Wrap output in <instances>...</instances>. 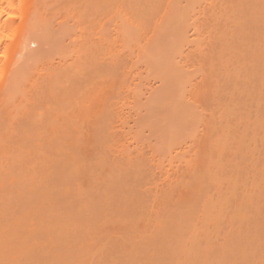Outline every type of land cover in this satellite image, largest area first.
I'll list each match as a JSON object with an SVG mask.
<instances>
[{
    "label": "bare ground",
    "instance_id": "bare-ground-1",
    "mask_svg": "<svg viewBox=\"0 0 264 264\" xmlns=\"http://www.w3.org/2000/svg\"><path fill=\"white\" fill-rule=\"evenodd\" d=\"M52 1L0 0V131L9 129L4 123L11 121L13 97L25 87V65L45 57L29 54L28 44L81 36L77 25L66 23V28L63 22L50 32V21L67 18L70 8L59 7L64 14L52 20L46 15ZM124 1L125 19L114 24L124 51L109 59L110 50L106 54L104 48L110 42H100L96 52L109 61L102 58L101 68L87 70L80 87L59 92L52 88H57L54 80L95 52L92 43H83L89 32L81 36L84 45L71 48L76 62L68 57L69 49L56 47L63 62L54 69L51 65L49 74L44 66L50 77L46 81L56 85L44 90L55 105L46 99V105L34 104L33 109L35 129L43 135L0 134V264H172L176 258L174 264H264V0ZM112 2L98 0L95 12L109 9ZM80 13L79 19L77 12L71 16L80 20ZM106 28L96 31L105 34ZM190 32L198 38L196 55L190 53L188 59L189 52L185 54L191 71L177 65L183 58L176 61L192 42ZM12 55L19 58L13 61ZM127 56L144 65L149 77L167 81L172 98L164 101L161 94L142 91L147 75L138 73L136 80L142 81L132 88L129 80L135 77L129 74L135 64ZM42 83H36L38 90ZM37 88L35 99L43 92ZM144 92L152 96L150 101ZM25 99L21 105L30 101ZM129 99L134 106H128ZM126 104L139 112L137 119L145 112L137 127L154 133L157 146L152 149L159 146V162L122 143L125 134L119 129L126 124L121 117ZM172 110L177 120L165 118ZM15 114L12 120L18 121ZM22 120L19 134L28 130Z\"/></svg>",
    "mask_w": 264,
    "mask_h": 264
},
{
    "label": "rangeland",
    "instance_id": "rangeland-1",
    "mask_svg": "<svg viewBox=\"0 0 264 264\" xmlns=\"http://www.w3.org/2000/svg\"><path fill=\"white\" fill-rule=\"evenodd\" d=\"M69 1V2H68ZM70 1L71 0H60V3H58V5H57V2H59V1H57V0H53L50 4H49V7H48V13L46 14L47 16L49 15L50 16V18L53 20V18H54V20H56L57 18H58V16L61 14V13H63L62 11L63 10H60V8L61 7H63V9H67L68 7L67 6H69L70 8H68L67 10H65L66 12H65V15H66V17L67 18H65V16H64V18L63 19H61V18H58V19H60V20H56V21H50V32H54L55 33V31H57V30H55L56 28H57V23L58 22H63V23H65L64 25H65V27H66V23H68V25H71L70 26V28L71 27H74V25H77L75 28H78V31H80L79 33H81V36L82 35H85V37H88V35H89V37L91 36L90 34H92V36H93V38H92V40H91V38H87L89 41H87V39L86 40H83V39H81V36H79V35H77L78 34V31H76V36H79V37H75V36H69L70 38H71V40H73L74 38L73 37H75V39L73 40L74 41V43H73V41H70V39H68L67 38V36H66V39L64 38L63 40L60 38V41H61V43L60 42H58V41H56V37H55V39H54V37H52L51 38V40L53 41V43L51 42V41H48V43L45 45V44H42V43H29L28 45H29V47L27 48V52H28V50H29V54H35V55H39V54H37V53H42L43 54V56H45V57H41V58H44V60L42 59V60H40V62H38V63H34V64H30L29 63V65H25V69H26V71H25V69H24V71L27 73V74H23L24 75V80L22 79V85L25 83V84H27V85H25L24 84V88L23 89H21L20 88V90H21V92H20V96L18 97L17 96V94H15L16 96H17V98H18V100L17 99H14V97H16L15 95H14V97H13V100H12V103H11V106H10V110H11V113L13 112V111H15V112H17V118H18V121H17V119L16 120H12V117H14L13 116V114L15 113H9L10 114V116H8V118H10L9 120H11V121H15L14 122V126H10L9 124H8V122L9 123H11V121H6V123H4V125L6 124V126H8L9 127V129H6V127L4 128V130L3 131H0V134H2V132L5 134H8V135H11L12 134V137H14V134L16 133V134H18V135H16L15 134V137L16 136H19V135H22L23 133H25V134H27L26 136H28V134L31 136V134H32V132L31 131H33V133L34 134H38V135H43V133L41 132V131H39L38 130V133H37V129H35V124H36V120H37V118H36V115H35V113H34V108L36 107V106H38V105H40L41 103H42V105L44 104V105H46V99H48L47 101H49V102H51V103H47V104H54L55 103V101L53 100H51V98H52V96L49 94L48 95V92L49 91H47V90H49V88H51L52 87V85H53V82L51 83H49V82H47L46 80L48 79V78H50L47 74H49V73H51V68H52V66H53V69H54V67L56 68V66L58 65V63H59V61H61V62H63L62 60H64L63 58L64 57H58V52H57V54L55 53L56 51H58V49L60 48V47H63L66 51L69 49V53H68V57H70V56H72L73 58H74V55H75V53L74 54H72L71 53V51H72V49L71 48H73V50H75L76 48H74L73 47V45L75 46V44H78V43H80V44H83V43H87V42H89V43H87V46H89L88 44H91L92 43V45L94 46H92L93 48V50L91 49V47L88 49V50H92V52H95L94 54H95V56L97 55L98 56V54L100 55L101 54V52H96V51H98L99 50V44H100V42H102V43H104V44H106L107 46L109 45L108 43L110 42V45L108 46V48H104V51H105V53L107 54L108 52H109V54H107L106 56H107V58L109 57V55H110V57H109V59L111 58V56L112 55H116V53H122L124 50H122V52L120 51V44H122V41H121V43H120V41H119V39L116 37V35H119L118 34V32L119 31H117V29L116 28H118V27H116L114 24H115V22L116 23H119L121 20H124L125 19V16H126V14H127V12L126 11H128V5H127V1L125 2L124 0H122L121 2H123V5L122 4H120L121 2H119L120 0H118V2L116 3V1L117 0H113V2H112V7H110L109 9H107V10H104L103 8H101L100 9V13H97V12H95L96 11V9L97 8H99V6H97L96 7V5H98V0H72L71 2L72 3H70ZM75 1V2H74ZM78 1V3H76ZM83 2V4L86 2V3H88V1H90V7L89 6H86V3L83 5L82 4V2ZM63 2V3H62ZM67 2V3H66ZM115 3V4H114ZM124 3H125V5H124ZM149 2H147V4H148ZM51 4H53V5H51ZM65 4V5H64ZM68 4V5H67ZM73 4H75L74 6H73ZM80 4H81V6L83 5V7H81L80 6ZM130 4V3H129ZM57 5V6H56ZM72 5V6H71ZM80 6V7H76V6ZM87 5H89V4H87ZM149 5V4H148ZM65 6V7H64ZM55 7V8H54ZM57 7V8H56ZM60 7V8H59ZM67 7V8H66ZM72 7H74V8H76V10L75 9H73ZM93 7H95V8H93ZM59 8V9H58ZM75 11V12H77V15L75 14V12L73 13V14H75L74 15V17L76 18V16H77V18L79 17L78 15H79V13H80V10H81V13H80V15L81 14H83L82 16H85V17H80L81 19L82 18H84V21H83V19L81 20H78V19H74V17H72L73 16V14H72V12H73V10ZM78 8V9H77ZM80 8V9H79ZM90 8V9H89ZM59 10V13H57L56 14V10ZM123 10V11H121V12H119V10ZM72 12H71V11ZM79 10V11H78ZM86 10V11H85ZM99 10V9H98ZM101 10H103L102 12H101ZM70 11V12H69ZM106 11H107V13L109 14L108 16L110 17L111 15H110V12H111V14H112V16H111V18H112V21L110 20L111 18H109L108 16H107V13H106ZM112 11H114V12H112ZM118 11L119 13H121V14H119V13H116V12ZM99 12V11H98ZM124 12V13H123ZM64 14V13H63ZM71 14H72V16H71ZM118 14V15H117ZM123 14V15H122ZM51 15H52V17H51ZM97 15V16H96ZM104 15H106L107 16V18H106V16L104 17ZM199 15V16H198ZM48 16V17H49ZM57 16V18H55ZM61 17H62V14L60 15ZM100 17V19L99 18H97V17ZM197 16L199 17V20L201 19L200 18V16L202 17V15H200V13H198L197 14ZM75 20H73L72 18ZM119 17V18H118ZM69 18H71L73 21H71V19L69 20ZM102 18H104V19H102ZM109 18V19H108ZM124 18V19H123ZM67 19V20H66ZM87 19V20H86ZM202 19H203V17H202ZM201 19V20H202ZM63 20H65V22L63 21ZM69 20V22H67ZM89 20V21H88ZM90 20L92 21V24H96V25H94L96 28H97V30L100 28V29H102L103 31H104V28L105 27H107L106 29H107V31L105 30V34H107V37L105 36V34L103 35V34H99V32H97L96 31V28H94V26H92V24H91V26L90 25H88L89 27L88 28H86L85 29V25L84 24H87V23H89L90 22ZM88 21V22H87ZM102 21V22H101ZM51 22H55L54 23V25L53 26H51L53 23H51ZM76 22V23H75ZM81 22H84V24H83V26H84V29L86 30H84L83 29V27H82V23ZM104 22V23H103ZM91 23V22H90ZM101 23V24H100ZM102 23H103V25H102ZM121 23V22H120ZM98 25H101V26H98ZM105 25V26H104ZM114 25V26H113ZM79 26V27H78ZM87 26V25H86ZM104 26V28H102ZM117 26H119V24H117ZM54 28L53 30H55V31H53L52 30V28ZM68 27V26H67ZM66 27V28H67ZM82 27V28H81ZM91 27V28H90ZM92 27L94 28V29H92ZM116 27V28H115ZM69 28V27H68ZM79 28H81V30L79 29ZM88 29H92V30H88ZM99 29V30H100ZM81 31H85V34L83 33L82 34V32ZM90 31H92L93 33H95L94 35H93V33H90ZM87 32H89V33H87ZM102 32V31H101ZM108 32V33H107ZM88 35H87V34ZM123 34V33H122ZM192 34V35H191ZM111 38H109V37ZM115 36V37H114ZM151 35H148L147 36V38H149ZM192 36V37H191ZM83 37V36H82ZM100 37V40H98V38ZM104 37V39H105V41L104 40H102L101 41V39ZM190 37V38H189ZM195 37V35H194V33H192V32H190L189 33V35H188V40L190 39L191 40V38H193L191 41L192 42H190V40H189V42L190 43H192V48L190 47L189 48V44H188V46H186V47H188V48H186V47H184L185 49H182V54H180V56L178 57V58H176V61L178 62V60H181V58H183L182 59V61H179V63H177V65L178 66H180V67H183V69H185L186 68V70L188 69L189 71H191L194 67H192L191 66V63L190 64H188L191 60H189L188 61V59H190L189 58V56L190 55H192V54H194L195 53V55H196V51H193L194 50V48H195V45H193L196 41L195 40H198V38L197 39H195L194 38ZM118 39V41L117 42H115V39ZM54 39V40H53ZM78 39V40H77ZM81 40H83L84 42L82 43L81 42ZM95 40H97V42L95 41ZM108 40H110V41H108ZM56 41V42H55ZM76 41H78L77 43H76ZM126 41V40H125ZM127 41H128V39H127ZM126 41V42H127ZM132 40H129V42L132 44V42H131ZM32 42V41H31ZM72 42V43H71ZM128 42V43H129ZM135 42V41H134ZM101 43V44H102ZM118 43V44H117ZM130 43L128 44L129 46H130ZM32 44V45H31ZM103 44V45H104ZM124 44V43H123ZM135 44V43H134ZM196 44V43H195ZM63 45V46H62ZM72 45V46H71ZM84 45V44H83ZM114 46V49H113V51H111V49L113 48V46ZM125 45V44H124ZM68 46H70V47H67ZM78 46H80L79 44L77 45V47ZM102 46V45H101ZM112 48H111V47ZM116 46V47H115ZM134 46V45H133ZM56 47H58V49L56 48ZM86 47V46H85ZM104 47H106L105 45H104ZM126 47H128L127 45H126ZM87 48V47H86ZM110 48V49H109ZM62 49V48H61ZM81 49V48H80ZM79 49V50H80ZM84 49V48H83ZM123 49V48H122ZM129 48H127L126 50L127 51H129L130 50V52H131V50H133V48H132V46H131V48L128 50ZM186 49H188V51L186 50ZM78 50V51H79ZM90 50V51H91ZM95 50V51H94ZM101 50H103V48L101 47ZM100 50V51H101ZM108 50H110L112 53L110 54V51H108ZM116 50H119V51H117V52H115ZM185 50V51H184ZM190 50H192L191 52H190ZM196 50V49H195ZM49 51V52H48ZM50 51H51V53L52 54H55L56 56H53L51 53H50ZM55 51V52H54ZM106 51H108V52H106ZM134 51V50H133ZM32 52V53H31ZM45 52V53H44ZM74 52V51H73ZM86 52H87V50H86ZM113 52H115V54H113ZM187 52H189V53H187ZM50 53V54H49ZM66 53V54H67ZM83 53V52H82ZM81 53V55L79 56L78 55V57H79V59L81 58V56L83 55ZM85 53V52H84ZM105 53H102L101 55L103 56H105ZM119 53V54H120ZM184 53V54H183ZM187 53V55L188 54H190V53H192V54H190V55H188V59L186 58L187 57V55H185ZM16 54V53H15ZM42 54H41V56H42ZM50 56H49V55ZM61 54V53H60ZM76 54H77V52H76ZM79 54H80V52H79ZM86 54V53H85ZM93 54V53H92ZM91 52H90V58H94V59H90L88 56L89 55H87L86 54V56H82V58L80 59V60H75V58H74V60H75V62L77 61V62H79V64H81V66L80 67H78L79 66V64H77V68H78V70L79 69H82L83 67H82V65L84 66V68L86 69L85 71H83V70H81V71H78V70H76L77 68H75V67H72L71 68V64H69L70 65V68L71 69H69V70H66V72H63V78L61 79V80H57V82H61L59 85L57 84V82L54 80V84H56L57 85V88L56 87H52V88H54V89H57V90H59V92H65L67 89H69L70 87H72V86H75V85H77L78 86V84H79V87H80V85L82 84V82H83V79H84V75H85V73L87 72V70H91V69H94V68H97V69H99V68H101L103 65L102 64H105V62H104V60L106 61V63L109 61V60H107V58L106 57H102V56H98V57H96L95 58V56H93V57H91ZM126 54V53H125ZM47 55V56H46ZM52 55V56H51ZM184 56V57H183ZM48 57V58H47ZM67 57V58H68ZM76 57V56H75ZM78 57H77V59H78ZM128 57V56H127ZM192 57V56H191ZM17 58H19V56L18 55H15V56H13L12 55V57H11V59H13V61L14 60H17ZM40 58V59H41ZM66 58V59H67ZM73 58H71V59H73ZM104 60H103V59ZM106 58V59H105ZM128 58H130V57H128ZM134 58L135 57H133L132 56V58H130V60L132 61V60H134ZM70 59V58H69ZM69 59H67V60H69ZM51 60V62L53 61V63H51V62H49ZM129 60V62L128 63H130L131 61ZM188 62H187V61ZM71 61H73V60H71ZM71 61H66V62H70L71 63ZM136 61V60H135ZM135 61H132V63L133 64H135ZM183 61H184V63H183ZM74 62V61H73ZM137 62H138V60H137ZM136 62V63H137ZM41 63H42V66L43 67H41ZM45 63V64H44ZM68 63L66 64L67 66H68ZM187 63V64H186ZM74 64V63H73ZM73 64H72V66H73ZM139 64V63H138ZM46 65V67H48L49 66V68H50V71L46 68V67H44ZM52 65V66H51ZM132 64H129L128 66L130 67ZM182 65V66H181ZM133 66V65H132ZM131 66V67H132ZM189 66V67H188ZM24 67V66H23ZM82 67V68H81ZM130 67V68H131ZM191 67H192V69H191ZM31 68V71H29V69ZM43 68V69H42ZM44 68L45 69H47L46 71L44 70ZM83 68V69H84ZM128 68V67H127ZM129 68V69H130ZM182 69V68H181ZM191 69V70H190ZM33 70H34V73H35V76H33L34 75V73H33ZM185 70V71H186ZM48 72L47 74H45V72ZM128 72H129V70H127ZM194 71V70H193ZM32 73V74H29V73ZM131 74H129V76L130 75H132V76H134L135 78V80L133 79V77H132V80H131V78H130V80L133 82V81H135V82H133V83H130L131 81L129 80V84H131L132 86V88H133V86H134V83H135V85H136V83H138V80L139 81H142V80H140L139 79V77L141 76V75H143V76H141V77H144V76H146V78L143 80V81H146L147 82V84H148V86H150V87H148L147 86V84H146V82H144L145 84H146V87H145V84L143 83V82H141V84L143 85V87L145 88H142V86H141V89H142V91L144 90H146V92H150L151 93V91H154L153 93H151L152 94V96H158L157 94H161V98H162V100H164V101H168V100H170L171 98H172V96H173V93H172V89L170 88H168L167 89V84L166 83H168L167 81H164L163 83H161V82H159L158 80L156 81L153 77H149L148 75H149V71H147V70H145V66L144 65H142L141 63H140V65H134L132 68H131ZM129 72V73H130ZM132 72H133V74H132ZM138 73L140 74L139 75V77H137V80H136V76H138ZM137 74V75H136ZM28 75V76H27ZM30 75V76H29ZM42 75V76H41ZM43 76H44V80L47 82V86H45L46 85V82L45 81H42V79H43ZM29 77V78H28ZM27 78V79H26ZM33 78H35V79H33ZM37 79V80H36ZM34 80H36V81H34ZM53 80V79H52ZM24 81V82H23ZM33 81V82H32ZM49 81V80H48ZM30 82H32V83H30ZM35 82V83H34ZM38 82H39V84H38ZM42 82H44V85L42 86V88L40 87V89H42V90H38V88L37 87H39L40 85H42L43 83ZM149 82V83H148ZM34 83V84H33ZM36 83L39 85H37L36 86ZM41 83V84H40ZM31 84H33V85H31ZM48 84H51V86L50 85H48ZM140 84V83H139ZM139 84H138V86H139ZM140 84V85H141ZM166 84V85H165ZM29 85V86H28ZM56 85H53V86H56ZM165 85V86H164ZM169 85H170V83H169ZM28 88H27V87ZM31 86V87H30ZM50 86V87H49ZM137 86V85H136ZM167 86V87H166ZM34 87V88H33ZM44 87L47 89H45L44 90ZM62 89H61V88ZM140 87V86H139ZM164 87H166V88H164ZM27 88V89H26ZM30 88V89H29ZM36 88H37V90H38V93H39V91L41 92V91H43V92H41V95L39 94L38 96V98L37 99H35L36 97H37V95H36V97L34 96L35 94V91H36ZM64 88H65V90H64ZM148 88H152L151 90H149ZM164 88V89H163ZM27 91H26V90ZM31 89H33V90H31ZM159 89H160V91H159ZM167 89V90H166ZM22 90H24V91H22ZM60 90H62V91H60ZM166 90V91H165ZM30 91V93H28ZM32 91H34V92H32ZM45 91V92H44ZM56 91V90H55ZM156 91H159V92H157L156 94H155V92ZM161 91L163 92V93H161ZM146 92H144V95H145V97L146 96H148L149 95V97H146L147 98V100H149L150 99V97L152 98V96L149 94V93H146ZM26 94V95H24L23 96V94ZM37 93V92H36ZM154 94V95H153ZM27 95H29V97L27 96ZM25 97V96H27V98H29V100L30 101H28V99H27V101H25L23 104L25 105H21V103L24 101V99L25 98H23V97ZM34 96V97H33ZM40 96H42L41 98H42V100H40L41 98H40ZM48 96V98H45V97H47ZM51 96V97H50ZM124 96V95H123ZM122 96V97H123ZM50 97V98H49ZM143 97V96H142ZM23 98V99H22ZM34 98V99H33ZM43 98H45V99H43ZM144 98V97H143ZM159 98H160V96H159ZM180 98V97H179ZM20 99V100H19ZM25 99V100H26ZM125 99H126V97H125ZM124 99V100H125ZM145 99V98H144ZM143 99V102L145 101ZM130 100V99H129ZM129 100L127 101L128 103H130L132 100H130V102H129ZM146 100V101H147ZM22 101V102H21ZM34 101H35V103H34ZM41 101V102H40ZM44 101V102H43ZM150 101V100H149ZM33 103V104H32ZM39 103V104H38ZM127 103V104H128ZM27 104V105H26ZM30 104V105H29ZM34 104H38V105H34ZM127 104L125 105V106H123V108L124 109H122V112L124 113L123 115L121 114V117H123V119H125L126 120V124L123 126V129H119L120 130V135H123V134H125V136H122V137H120L123 141H122V143H125V146H127V148L131 151V152H136V149H138V150H140V152L142 151L143 152V154H145V158L146 159H148L149 161H150V159L152 158L153 160H154V163H157V162H159V154H160V152H159V150H158V152H156V150L158 149V147H156L155 149V152L153 151L154 149H152L153 147H155V146H157V144H156V142H155V136H154V133H150L148 130H147V128H145L143 131H139V129H138V127H137V121H138V119L139 118H142L143 116H144V114L143 113H145V112H141L140 114H139V118L137 119V112L138 111H136V109L135 108H129L128 109V106L129 107H131L133 104H132V102L130 103V104H128V106H127ZM32 105H33V107H32ZM55 105V104H54ZM22 106H24V107H22ZM134 106V105H133ZM40 107H41V105H40ZM37 108V107H36ZM25 109V110H24ZM135 109V110H134ZM176 109V108H175ZM177 110V109H176ZM32 111V112H31ZM20 112L22 113V114H20ZM170 113L168 114L167 112H166V115H165V113L162 115V116H160L161 118L162 117H165V116H167V114H168V116L167 117H165V118H171V120L173 119V117L176 115L175 114V111L174 110H172V113H171V111H169ZM139 113V112H138ZM176 113H178L177 111H176ZM19 114H20V116H19ZM24 115V116H23ZM35 115V116H34ZM19 116V117H18ZM23 116V117H22ZM34 116V117H33ZM177 116H179V115H177ZM177 117L175 116V119H176ZM14 119H15V117H14ZM19 119L20 120H25V124L26 125H24L25 127H23V128H27L28 127V130L26 129V130H24V131H29V133H26V132H21V134H19V132L21 131V130H23V129H21L20 131H19V128H21V127H19L20 125H22L21 123V121H19ZM137 119V120H136ZM164 119V118H163ZM22 120V121H23ZM177 120V119H176ZM175 120V121H176ZM174 121V120H173ZM24 124V123H23ZM11 125H12V123H11ZM27 126V127H26ZM7 127V128H8ZM10 127H13L12 128V130H14V131H12L11 129H10ZM19 127V128H18ZM36 127H37V125H36ZM16 128V129H15ZM18 129V130H17ZM32 129H34V130H32ZM8 130V131H7ZM9 130H11V131H9ZM16 131V132H15ZM19 131V132H18ZM11 132V133H10ZM30 132H31V134H30ZM14 133V134H13ZM42 133V134H41ZM3 134V135H4ZM5 134V135H6ZM34 134H32V135H34ZM124 140H126L125 142H124ZM114 147H116L115 145H114ZM135 148V149H134ZM134 149V150H133ZM151 149H152V151H151ZM151 152H153L154 153V155H153V153H151ZM159 153V154H158ZM158 154V155H157ZM152 155V156H151ZM155 156V157H154ZM167 168V167H166ZM220 238V237H219ZM218 238V239H219ZM221 238H222V236H221ZM221 238L217 241L218 243H221V242H219L220 240H221ZM223 239V238H222ZM222 241V240H221ZM177 254V253H176ZM175 254V256H178V255H176ZM174 257V256H173ZM179 258V257H178ZM174 259H175V257H174ZM175 260H177L178 261V259L176 258ZM177 261H175V262H177ZM174 262V263H175ZM174 263H172V264H174Z\"/></svg>",
    "mask_w": 264,
    "mask_h": 264
}]
</instances>
